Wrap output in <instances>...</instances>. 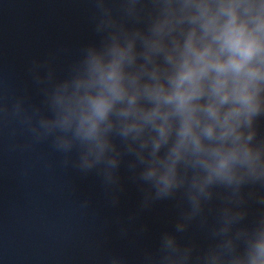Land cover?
I'll list each match as a JSON object with an SVG mask.
<instances>
[{
	"label": "clouds",
	"instance_id": "obj_1",
	"mask_svg": "<svg viewBox=\"0 0 264 264\" xmlns=\"http://www.w3.org/2000/svg\"><path fill=\"white\" fill-rule=\"evenodd\" d=\"M92 2L99 41L67 75L33 62L44 110L17 97L0 113L107 190L131 157L142 208L179 197L141 264H264V0ZM193 225L206 243L182 242Z\"/></svg>",
	"mask_w": 264,
	"mask_h": 264
}]
</instances>
